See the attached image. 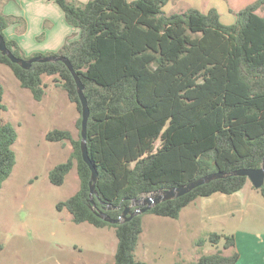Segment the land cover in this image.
Instances as JSON below:
<instances>
[{"label":"trees","instance_id":"1","mask_svg":"<svg viewBox=\"0 0 264 264\" xmlns=\"http://www.w3.org/2000/svg\"><path fill=\"white\" fill-rule=\"evenodd\" d=\"M171 1L56 0L66 21L80 31L78 40L69 39L50 56L68 58L84 86L90 109L87 149L98 174L94 204L92 172L81 151L82 108L74 75L63 62L34 63L24 70L0 51V65L36 101L46 94L44 76L54 78L81 114L78 139L63 129L46 135L51 143L73 146L70 158L56 165L49 179L60 187L76 167L80 188L56 208L76 224L112 227L117 237L112 264H147L134 255L142 217L110 224L97 212L117 219L134 200L153 192L218 172L260 169L264 161V14L258 13L264 11V0L245 7L229 25L215 7L168 15L165 7ZM16 20L0 10V33L8 49L25 60L46 57H26L7 39L4 31ZM4 93L0 84V112L6 110ZM17 137L14 126L0 116V190L16 166ZM248 181L242 176L214 180L148 213L179 219L197 199L235 194ZM259 192L264 197V186ZM222 240L223 249L191 264H236L240 254L234 235L213 233L198 244L216 246Z\"/></svg>","mask_w":264,"mask_h":264},{"label":"rangeland","instance_id":"2","mask_svg":"<svg viewBox=\"0 0 264 264\" xmlns=\"http://www.w3.org/2000/svg\"><path fill=\"white\" fill-rule=\"evenodd\" d=\"M254 1L172 0L165 12L170 15L197 8L206 13L215 7L222 22L229 25L235 23L238 13ZM258 13L263 15L264 11ZM71 37L69 39L78 40L79 34L77 38ZM44 82L46 94L38 102L30 91L21 87L8 67L0 65V84L5 91L6 106L0 116L18 133L13 145L16 166L0 190V246L3 247L0 264H112L117 250L114 229L76 224L67 211L59 212L56 208L59 202L78 192L80 180L74 167L64 185L51 184V170L70 158L73 146L69 142L51 143L46 135L52 130L63 129L78 139L77 123L81 114L54 78L44 76ZM159 144L157 142L156 146ZM253 197L251 204L256 211L237 213L223 223L203 217L201 206L206 201L203 198L190 204L179 219L148 212L142 214L143 232L134 253L136 260L147 264H191L197 261L200 253L223 249V240L216 248L209 242L199 246L202 239L213 233L264 232V197L260 194Z\"/></svg>","mask_w":264,"mask_h":264},{"label":"crops","instance_id":"3","mask_svg":"<svg viewBox=\"0 0 264 264\" xmlns=\"http://www.w3.org/2000/svg\"><path fill=\"white\" fill-rule=\"evenodd\" d=\"M77 1L87 3L89 0ZM0 10L6 16L18 18L16 22L7 27L4 33L7 39L18 44L26 57H33L37 54L50 56L59 52L69 38H72L71 36L76 38L78 34L80 36V31L68 24L56 0H7ZM45 24L46 28H44ZM259 194L262 195L248 181L244 188L235 194L217 193L203 198L206 201L201 206L202 215L206 220L215 219L223 223L227 217H234L237 213L254 212L256 211L255 206H252L251 202L255 198L253 196ZM253 218L258 220L255 215ZM233 235L236 250L240 254L236 264H264V232L253 233L237 230ZM213 248L216 247L213 246ZM200 256L201 253L196 256L197 260Z\"/></svg>","mask_w":264,"mask_h":264},{"label":"water","instance_id":"4","mask_svg":"<svg viewBox=\"0 0 264 264\" xmlns=\"http://www.w3.org/2000/svg\"><path fill=\"white\" fill-rule=\"evenodd\" d=\"M0 51L4 56H7L12 63L17 64L21 66L24 70H29L34 63H57V62H63L69 70L74 75L77 87H78V94L80 98L81 108H82V123H81V151L83 155V159L88 164V166L91 169L92 172V179L90 183V189H91V204H94L93 196L96 195L95 190V184L97 181V170L95 166L93 165L87 149V127H88V121L90 117V109L88 106V101L84 95V86L79 79V77L76 75V73L73 70L71 62L68 60V58L63 56H46V57H34L29 60L17 58L7 47L6 41L4 37L0 33ZM233 176H242L248 178V180L253 184L254 188L259 190L264 186V161L263 165L260 169H241L230 173H223L218 172L214 174L207 175L201 179H198L194 182H191L185 186L182 187H175L170 188L167 190H159L156 192H153L149 195L144 196L141 199H136L132 202V205L127 207L122 215L117 218L113 219L110 216H108L106 213L97 212L98 216L103 219L105 222L110 224H119L123 222L130 221L135 216L142 215L146 212H149L152 210L155 206H157L160 203L174 200L177 198H180L182 196H185L195 190L196 188L208 184L214 180L218 179H226ZM142 203L143 207L138 208L136 211H134L129 218H127V215L130 213L132 206L135 204ZM120 207H115L114 209H119ZM109 209H112V207H109Z\"/></svg>","mask_w":264,"mask_h":264},{"label":"flooded vegetation","instance_id":"5","mask_svg":"<svg viewBox=\"0 0 264 264\" xmlns=\"http://www.w3.org/2000/svg\"><path fill=\"white\" fill-rule=\"evenodd\" d=\"M132 205V204H131ZM130 205V206H131ZM140 207H143L142 206V203H138V204H135L134 206H132V208H131V211H130V213L127 215L128 217H130V215L134 212V211H136L138 208H140Z\"/></svg>","mask_w":264,"mask_h":264}]
</instances>
